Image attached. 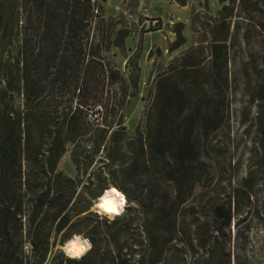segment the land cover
<instances>
[{
    "label": "rangeland",
    "instance_id": "1",
    "mask_svg": "<svg viewBox=\"0 0 264 264\" xmlns=\"http://www.w3.org/2000/svg\"><path fill=\"white\" fill-rule=\"evenodd\" d=\"M98 2L118 22L110 37L119 45L106 52L115 78H92L80 97L90 135L103 127L109 134L98 151L94 137L85 141L89 159L80 168L71 141L58 163L76 178L69 236L91 242L90 264H200L201 246L216 238L233 261L264 264V0H237L224 11L220 0ZM119 29L128 31L124 40ZM158 91L161 114L153 110ZM110 187L128 201L115 223L95 210ZM230 202L232 221L222 227ZM25 221L19 244L0 246V261L12 253L24 264L67 257L51 216L43 246H32Z\"/></svg>",
    "mask_w": 264,
    "mask_h": 264
},
{
    "label": "trees",
    "instance_id": "2",
    "mask_svg": "<svg viewBox=\"0 0 264 264\" xmlns=\"http://www.w3.org/2000/svg\"><path fill=\"white\" fill-rule=\"evenodd\" d=\"M178 1L185 4L186 0ZM220 1L224 11L237 0ZM117 23L106 19L98 0H0V246L19 244L16 239L24 220L32 246L48 245L41 228L49 216L56 233L63 231L61 240L73 236L68 231L73 224L69 206L76 178L58 169V163L71 141L75 143L72 158L80 168L89 159L85 141L94 137L92 144L98 151L109 134L103 127L102 133L90 135L92 124L80 95L92 78L114 83L106 52L119 45L110 37ZM118 32L123 40L128 35L125 29ZM221 44L215 41V53ZM48 86L60 91H46ZM163 92H157L153 103L158 114L163 110ZM117 131L113 128L111 134ZM222 215V227L230 225L231 202ZM118 221L115 217L110 222ZM91 239L95 246V238ZM201 247L200 264H242L233 261L222 238ZM12 258L13 253L0 264H24ZM62 262L90 264L91 260L87 255L78 260L67 256L52 264Z\"/></svg>",
    "mask_w": 264,
    "mask_h": 264
},
{
    "label": "clouds",
    "instance_id": "3",
    "mask_svg": "<svg viewBox=\"0 0 264 264\" xmlns=\"http://www.w3.org/2000/svg\"><path fill=\"white\" fill-rule=\"evenodd\" d=\"M128 205L127 198L119 189L110 187L95 205V210L103 219L105 216L109 221L116 216L123 215ZM78 242V244H77ZM92 248L91 242L80 234H73L71 248L66 244L64 248L65 255L70 259L82 258Z\"/></svg>",
    "mask_w": 264,
    "mask_h": 264
},
{
    "label": "built area",
    "instance_id": "4",
    "mask_svg": "<svg viewBox=\"0 0 264 264\" xmlns=\"http://www.w3.org/2000/svg\"><path fill=\"white\" fill-rule=\"evenodd\" d=\"M146 22L149 27L153 28H156L160 24L158 19H146Z\"/></svg>",
    "mask_w": 264,
    "mask_h": 264
},
{
    "label": "bare ground",
    "instance_id": "5",
    "mask_svg": "<svg viewBox=\"0 0 264 264\" xmlns=\"http://www.w3.org/2000/svg\"><path fill=\"white\" fill-rule=\"evenodd\" d=\"M71 242H73V236L70 237V238H68V239L66 240V242H64V243H65L64 245L62 244L63 249L65 248V245H66V244H68V245H69V248H71ZM77 244H78V242H77Z\"/></svg>",
    "mask_w": 264,
    "mask_h": 264
},
{
    "label": "crops",
    "instance_id": "6",
    "mask_svg": "<svg viewBox=\"0 0 264 264\" xmlns=\"http://www.w3.org/2000/svg\"><path fill=\"white\" fill-rule=\"evenodd\" d=\"M142 2H143V0H139L138 3H139L140 6L142 5Z\"/></svg>",
    "mask_w": 264,
    "mask_h": 264
}]
</instances>
